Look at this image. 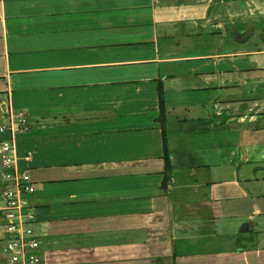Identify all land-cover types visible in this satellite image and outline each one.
<instances>
[{
	"label": "crops",
	"instance_id": "obj_1",
	"mask_svg": "<svg viewBox=\"0 0 264 264\" xmlns=\"http://www.w3.org/2000/svg\"><path fill=\"white\" fill-rule=\"evenodd\" d=\"M263 16L264 0H0V126L26 113L42 264H264V48L208 37L244 41Z\"/></svg>",
	"mask_w": 264,
	"mask_h": 264
},
{
	"label": "built area",
	"instance_id": "obj_2",
	"mask_svg": "<svg viewBox=\"0 0 264 264\" xmlns=\"http://www.w3.org/2000/svg\"><path fill=\"white\" fill-rule=\"evenodd\" d=\"M25 114L17 113L16 126L11 119L0 126V131H11L10 137L0 140L2 226L6 233L4 250L10 264H42L37 252L40 239L34 227L35 210L31 202L35 183L31 179L30 169L17 165L14 148V132L25 128Z\"/></svg>",
	"mask_w": 264,
	"mask_h": 264
},
{
	"label": "rangeland",
	"instance_id": "obj_3",
	"mask_svg": "<svg viewBox=\"0 0 264 264\" xmlns=\"http://www.w3.org/2000/svg\"><path fill=\"white\" fill-rule=\"evenodd\" d=\"M254 21H256V31L250 37H248V39L244 41H237L231 35L230 28L232 27V24H225L224 29L220 28L219 30H217V33H219V36L209 35L208 37L209 39H212V37L218 39V40H215L213 43H214V47H216L219 51H235L237 55L241 54L240 51L264 48L262 47V43L259 37L257 36V30L261 26L260 24L264 22V19L258 20L255 17ZM247 54H248L247 57H242V59H240L239 56H236L235 58L237 60H245V62H248L249 58H251V55L248 51H247ZM259 55H260V59H257V61L264 62V53H260ZM243 64H246V63H243ZM249 64H252V63H249ZM227 127H231V123L227 125Z\"/></svg>",
	"mask_w": 264,
	"mask_h": 264
},
{
	"label": "trees",
	"instance_id": "obj_4",
	"mask_svg": "<svg viewBox=\"0 0 264 264\" xmlns=\"http://www.w3.org/2000/svg\"><path fill=\"white\" fill-rule=\"evenodd\" d=\"M158 100H159V107H160V112L158 115V120L161 123L162 129H163V123H164V104H163V92H162V86L159 84L158 86ZM164 150H165V157L166 160L168 161V150L166 147V144L164 142Z\"/></svg>",
	"mask_w": 264,
	"mask_h": 264
},
{
	"label": "water",
	"instance_id": "obj_5",
	"mask_svg": "<svg viewBox=\"0 0 264 264\" xmlns=\"http://www.w3.org/2000/svg\"><path fill=\"white\" fill-rule=\"evenodd\" d=\"M252 32V30H251V28L249 27L248 29H247V31L244 33V34H242V35H245V34H250Z\"/></svg>",
	"mask_w": 264,
	"mask_h": 264
}]
</instances>
